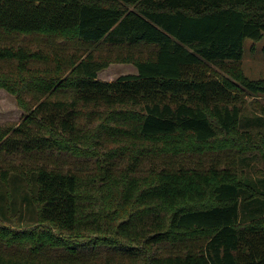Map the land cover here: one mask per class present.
Here are the masks:
<instances>
[{
	"label": "trees",
	"instance_id": "16d2710c",
	"mask_svg": "<svg viewBox=\"0 0 264 264\" xmlns=\"http://www.w3.org/2000/svg\"><path fill=\"white\" fill-rule=\"evenodd\" d=\"M263 36L264 0H0V87L26 111L0 124V198L17 175L33 211L0 215V264H264V175L240 167L264 133L234 102L264 92L240 69ZM112 60L137 72L100 78Z\"/></svg>",
	"mask_w": 264,
	"mask_h": 264
},
{
	"label": "rangeland",
	"instance_id": "374dc122",
	"mask_svg": "<svg viewBox=\"0 0 264 264\" xmlns=\"http://www.w3.org/2000/svg\"><path fill=\"white\" fill-rule=\"evenodd\" d=\"M32 48H36V40L30 41ZM90 48L96 49L98 57H104L102 55L105 52V48H98L95 45H90ZM211 66L224 74L229 76L233 83L238 84L239 81L229 74L224 68L219 67L218 65L212 63ZM135 68V64L132 61L125 60H112L109 64L99 71V77L106 80H113L117 78L120 74L132 72ZM240 69L250 78L258 79L264 78V36L260 39H253L251 37H246L244 42V54L241 60ZM239 85V84H238ZM240 86V90L236 91V98L234 102L241 107L240 116H239V129L252 131L255 139H259L260 136L264 133V92L254 91L246 87ZM89 108L84 111V117L89 114ZM26 115L25 109L19 105L15 94L9 91L5 87H0V124L9 125L13 123L20 122ZM133 136L131 138V144L129 147L124 148V151L130 152L134 146ZM216 145H213L214 150ZM210 150V151H212ZM203 148L202 153H208ZM251 157H248L244 160L243 163L240 162V167L242 170L241 174L246 175L247 177H258L264 175V161L261 159L260 155L256 152L254 155L249 154ZM14 158V157H13ZM10 158V161L13 159ZM15 158L21 160L19 156ZM125 156L122 158V163L125 162ZM8 161V163L10 162ZM13 172V171H12ZM11 183L19 187L18 193H15V201H6V199L0 198V215L10 220L16 219L13 223H21L20 212L30 217L33 214L31 206L20 196L27 190L24 180L15 175L12 176ZM0 190H4V187L0 186ZM6 191V190H5ZM21 193V195L19 194ZM2 208V209H1Z\"/></svg>",
	"mask_w": 264,
	"mask_h": 264
},
{
	"label": "crops",
	"instance_id": "0c3cea01",
	"mask_svg": "<svg viewBox=\"0 0 264 264\" xmlns=\"http://www.w3.org/2000/svg\"><path fill=\"white\" fill-rule=\"evenodd\" d=\"M132 72H137V67L135 66V68L133 69Z\"/></svg>",
	"mask_w": 264,
	"mask_h": 264
}]
</instances>
